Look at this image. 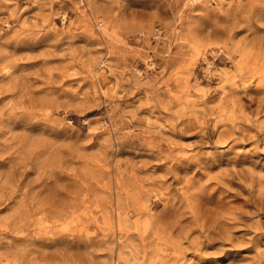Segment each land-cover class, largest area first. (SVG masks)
<instances>
[{
    "label": "rangeland",
    "instance_id": "1",
    "mask_svg": "<svg viewBox=\"0 0 264 264\" xmlns=\"http://www.w3.org/2000/svg\"><path fill=\"white\" fill-rule=\"evenodd\" d=\"M0 264H264V0H0Z\"/></svg>",
    "mask_w": 264,
    "mask_h": 264
}]
</instances>
